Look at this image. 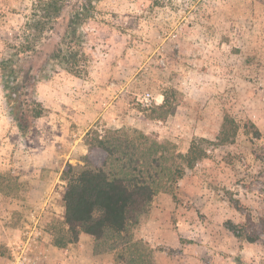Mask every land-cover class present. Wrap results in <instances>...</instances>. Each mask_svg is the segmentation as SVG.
Listing matches in <instances>:
<instances>
[{
  "label": "rangeland",
  "instance_id": "374dc122",
  "mask_svg": "<svg viewBox=\"0 0 264 264\" xmlns=\"http://www.w3.org/2000/svg\"><path fill=\"white\" fill-rule=\"evenodd\" d=\"M38 2L0 0V59ZM81 32L80 73L57 67L39 84L45 110L24 133L0 76V175L11 179L0 185V264H113L95 254L91 236L55 244L64 168L87 165V134L110 129L201 155L135 232L153 264H264V241H240L224 227L264 214V0H100ZM170 89L180 95L175 113L151 119ZM227 117L237 131L224 143Z\"/></svg>",
  "mask_w": 264,
  "mask_h": 264
},
{
  "label": "trees",
  "instance_id": "16d2710c",
  "mask_svg": "<svg viewBox=\"0 0 264 264\" xmlns=\"http://www.w3.org/2000/svg\"><path fill=\"white\" fill-rule=\"evenodd\" d=\"M99 1L39 0L21 32L5 43L8 54L0 59L1 82L23 133L31 119L42 117L45 110L37 98L39 84L57 67L80 73L76 68L87 40L81 28ZM179 96L176 90H168L163 103L149 109L148 116L166 120L175 113ZM229 124L233 132L225 134L224 143L237 131L227 117L225 126ZM256 134L259 136V131ZM85 143L87 165L67 164L62 173L66 182L62 195L64 229L56 246L75 245L82 235H89L95 240V254H110L113 264H153L150 246L137 239L135 232L155 198L161 193L174 195L186 169L201 155L192 147L186 155L178 153L174 144L139 130L93 131ZM10 180L0 175V185H10ZM1 189L5 192L9 188ZM230 203L245 214L239 200L231 199ZM224 227L240 241H264V214L257 218L245 214L244 220H227Z\"/></svg>",
  "mask_w": 264,
  "mask_h": 264
},
{
  "label": "built area",
  "instance_id": "2783aa9c",
  "mask_svg": "<svg viewBox=\"0 0 264 264\" xmlns=\"http://www.w3.org/2000/svg\"><path fill=\"white\" fill-rule=\"evenodd\" d=\"M151 99H152V97H151L150 94H148V95L145 97V101H146L147 103H150V102H151Z\"/></svg>",
  "mask_w": 264,
  "mask_h": 264
},
{
  "label": "crops",
  "instance_id": "0c3cea01",
  "mask_svg": "<svg viewBox=\"0 0 264 264\" xmlns=\"http://www.w3.org/2000/svg\"><path fill=\"white\" fill-rule=\"evenodd\" d=\"M86 236H87L88 238H90V236H88V235H82L81 238H80V239H81V242L87 238ZM84 238H85V239H84Z\"/></svg>",
  "mask_w": 264,
  "mask_h": 264
}]
</instances>
